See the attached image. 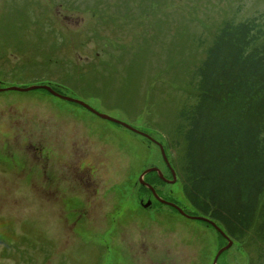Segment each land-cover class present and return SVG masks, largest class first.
<instances>
[{
    "label": "rangeland",
    "instance_id": "374dc122",
    "mask_svg": "<svg viewBox=\"0 0 264 264\" xmlns=\"http://www.w3.org/2000/svg\"><path fill=\"white\" fill-rule=\"evenodd\" d=\"M260 14L264 0H0V88L58 86L100 114L43 88L0 92V264H213L214 231L167 197L143 208L134 182L168 177L153 143L181 174L194 71L223 22Z\"/></svg>",
    "mask_w": 264,
    "mask_h": 264
},
{
    "label": "trees",
    "instance_id": "16d2710c",
    "mask_svg": "<svg viewBox=\"0 0 264 264\" xmlns=\"http://www.w3.org/2000/svg\"><path fill=\"white\" fill-rule=\"evenodd\" d=\"M204 56L202 67L194 71L199 77L194 87V115L189 118L183 109L175 129L186 144L181 174L169 183V192L159 188L168 183L155 171L145 174L144 182L168 202H173L171 189L176 187L175 198L191 209L181 210L212 220L233 242L222 255L238 251L243 264H263L264 16L223 22ZM56 87L51 86L60 93ZM163 146L172 161L171 145ZM137 179L134 187L141 200L151 198L152 203L159 204ZM198 222L220 238L217 251L226 244L211 225ZM247 250H252L254 257Z\"/></svg>",
    "mask_w": 264,
    "mask_h": 264
},
{
    "label": "water",
    "instance_id": "95a60500",
    "mask_svg": "<svg viewBox=\"0 0 264 264\" xmlns=\"http://www.w3.org/2000/svg\"><path fill=\"white\" fill-rule=\"evenodd\" d=\"M39 88H43V89L47 90L48 92H50L51 94H53V95H55V96H58V97H60L61 99L65 100V101L72 102V103H76V104L82 106L84 109H86L88 112H90V113H92V114H94V115H100V114H99L97 111H95L91 106H89L88 104H86V103L83 102V101L76 100V99H73V98H70V97H66V96H60V95L54 93V91H53L48 85H33V86L24 87V88L17 87V86H10V87H7V88H0V92H3L4 89H8V90H10V91L28 92V91H31V90H33V89H39ZM100 117H102L103 119H105V120H107V121H109V122H112V123L118 124V125L124 127L125 129H127V130H129V131H132V132H134V133H136V134H138V135H140V136H143V137H145V138L151 140V137H150L149 135H147V134H145V133H143V132H140V131H138V130H135L134 128L130 127L129 125H127V124H125V123H122V122H120V121H117V120H115V119H113V118L106 117V116H100ZM156 144H157V143H156ZM157 145H158V147H159V149H160V152H161V155H162V157H163L164 162L166 163L167 167L170 169L171 174H172V176H173V180L170 181V182H174V181H175V172H174V170L170 167V165H169V163H168V161H167V158H166V156H165L164 149H163L162 145L159 144V143H158ZM152 170L157 171L158 174H159V176H160V178H162L163 180L165 179V178L162 176L161 172L158 171L157 169H147V170H145V171L139 176V182H140L141 184H143V185L145 184L144 181H143V176H144L147 172L152 171ZM168 182H169V181H168ZM147 187L150 188V190L152 191V193H153V195L155 196V198L158 199L159 201H161L160 198L155 194L154 189H153L152 187H149V186H147ZM150 203H151V202L148 201L147 203H145V204L142 203L141 205H142L144 208H147V207L150 206ZM164 203H165V204H168V205H170V206H172L173 208H175V209H176V210H177V211H178L183 217H185V218H187V219L204 221V222L210 224V225H211V226H212L217 232H219V233H220V234H221V235H222V236L228 241V243H227L226 246L222 247L220 250L217 251V253H216V255H215L214 259H213V264H216V262H217V260H218V257L220 256V254H221L223 251L227 250V249L232 245V241H231V240H230V239H229V238L223 233V231H222V230H221V229H220V228H219V227H218L213 221H211V220H209V219H207V218H205V217H202V216H192V215H188V214H186L185 212H183L181 209H179L178 207H176V205H174V204H172V203L165 202V201H164Z\"/></svg>",
    "mask_w": 264,
    "mask_h": 264
},
{
    "label": "flooded vegetation",
    "instance_id": "af4514ba",
    "mask_svg": "<svg viewBox=\"0 0 264 264\" xmlns=\"http://www.w3.org/2000/svg\"><path fill=\"white\" fill-rule=\"evenodd\" d=\"M172 179H170L169 181H171ZM152 193V192H151ZM155 193H156V191H155ZM156 195L159 197V198H162L161 196H159L157 193H156ZM149 197H152L154 200H156V201H158L155 197H154V195H153V193H152V195H150ZM164 199V198H163ZM166 200V199H165ZM148 201H152L151 200V198L149 199L148 198ZM140 202H143L142 200H140ZM159 202V201H158ZM168 202V201H167ZM168 203H170V202H168Z\"/></svg>",
    "mask_w": 264,
    "mask_h": 264
},
{
    "label": "bare ground",
    "instance_id": "6f19581e",
    "mask_svg": "<svg viewBox=\"0 0 264 264\" xmlns=\"http://www.w3.org/2000/svg\"><path fill=\"white\" fill-rule=\"evenodd\" d=\"M140 136V135H139ZM151 142V141H150ZM152 143V142H151Z\"/></svg>",
    "mask_w": 264,
    "mask_h": 264
}]
</instances>
